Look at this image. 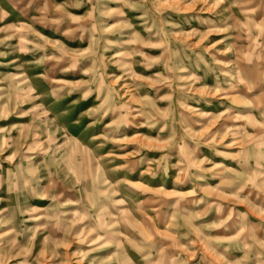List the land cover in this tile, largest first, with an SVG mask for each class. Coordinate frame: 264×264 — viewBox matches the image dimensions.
<instances>
[{
  "label": "rangeland",
  "instance_id": "obj_1",
  "mask_svg": "<svg viewBox=\"0 0 264 264\" xmlns=\"http://www.w3.org/2000/svg\"><path fill=\"white\" fill-rule=\"evenodd\" d=\"M0 264H264V0H0Z\"/></svg>",
  "mask_w": 264,
  "mask_h": 264
}]
</instances>
